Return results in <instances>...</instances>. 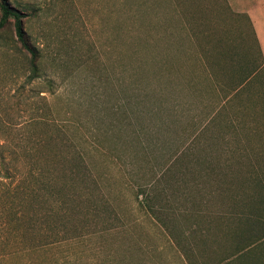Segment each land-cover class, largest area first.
I'll list each match as a JSON object with an SVG mask.
<instances>
[{
	"label": "rangeland",
	"instance_id": "obj_1",
	"mask_svg": "<svg viewBox=\"0 0 264 264\" xmlns=\"http://www.w3.org/2000/svg\"><path fill=\"white\" fill-rule=\"evenodd\" d=\"M7 1L39 69L0 49V264H258L264 159L202 100L215 2Z\"/></svg>",
	"mask_w": 264,
	"mask_h": 264
},
{
	"label": "crops",
	"instance_id": "obj_2",
	"mask_svg": "<svg viewBox=\"0 0 264 264\" xmlns=\"http://www.w3.org/2000/svg\"><path fill=\"white\" fill-rule=\"evenodd\" d=\"M209 2L208 7L216 6L202 11L203 103L206 98L213 102L220 118L225 112L226 126L235 129L242 119L243 134L255 147L253 157L264 159V6L259 0ZM205 14L217 21L206 22Z\"/></svg>",
	"mask_w": 264,
	"mask_h": 264
},
{
	"label": "trees",
	"instance_id": "obj_3",
	"mask_svg": "<svg viewBox=\"0 0 264 264\" xmlns=\"http://www.w3.org/2000/svg\"><path fill=\"white\" fill-rule=\"evenodd\" d=\"M9 22L12 23V37H4L3 34L8 33L6 28ZM0 33V39H3V42H0V49H3L7 54L16 55L22 60L20 71L25 73V78L27 80L37 77L39 69L37 62L39 50L32 45L26 37L20 11L7 0H0ZM3 154L4 143L0 144V161L4 159ZM256 188L264 194V181L260 180L257 182ZM251 222V231H255L256 234L251 233L248 238H243L242 241L244 244L242 245V250H244V252L245 249H252L254 247H260L261 250L264 249V221L256 219ZM257 262L258 264H264V253L260 255Z\"/></svg>",
	"mask_w": 264,
	"mask_h": 264
}]
</instances>
